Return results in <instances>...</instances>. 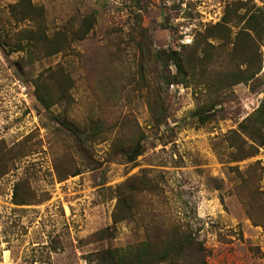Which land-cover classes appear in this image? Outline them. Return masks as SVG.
I'll list each match as a JSON object with an SVG mask.
<instances>
[{"label": "rangeland", "instance_id": "obj_1", "mask_svg": "<svg viewBox=\"0 0 264 264\" xmlns=\"http://www.w3.org/2000/svg\"><path fill=\"white\" fill-rule=\"evenodd\" d=\"M263 19L264 0H0V264H113L189 227L207 264H264Z\"/></svg>", "mask_w": 264, "mask_h": 264}, {"label": "trees", "instance_id": "obj_2", "mask_svg": "<svg viewBox=\"0 0 264 264\" xmlns=\"http://www.w3.org/2000/svg\"><path fill=\"white\" fill-rule=\"evenodd\" d=\"M264 23V19L262 20ZM254 28L253 25H250ZM159 57L162 56L159 54ZM173 62L180 74V79L185 82L188 79L187 74V60L182 57L178 52L173 54ZM257 73V72H256ZM233 78L236 79V83L243 80H248L249 77H238L240 75L231 74ZM253 76V75H252ZM39 87V85H38ZM41 100L44 102L43 97ZM199 115L203 114L202 109H199ZM201 120L204 121V117L201 116ZM62 124L72 130L74 133L80 134L82 131L74 125L73 122L67 119H61ZM250 122L249 126L246 128L250 131L251 138H254V134H259L260 125H264V103L260 108L253 114L252 118L247 119ZM96 132H93L91 137H94ZM98 134V133H97ZM88 134L86 139L89 140ZM238 146L241 147L242 152L244 149L241 140V136L238 134ZM257 141V139H255ZM261 140V139H260ZM258 142V141H257ZM262 144L263 142H259ZM140 143L137 145L134 152H126L125 157L128 160H133L136 155L140 154L139 151ZM253 148V147H252ZM250 154H242L239 158H245ZM122 200V199H121ZM108 254L113 264H207L208 249L204 246L203 241H201L195 232L189 227L188 231H182L176 228L173 232L166 234L163 240V245L161 247L155 248L154 243L150 238L140 242L137 245H128L125 248H114L109 249Z\"/></svg>", "mask_w": 264, "mask_h": 264}]
</instances>
